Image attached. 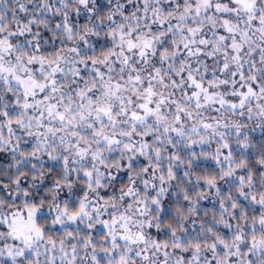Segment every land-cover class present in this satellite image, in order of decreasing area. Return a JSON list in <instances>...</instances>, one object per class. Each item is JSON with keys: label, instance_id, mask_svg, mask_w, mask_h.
I'll return each instance as SVG.
<instances>
[{"label": "snow or ice", "instance_id": "snow-or-ice-1", "mask_svg": "<svg viewBox=\"0 0 264 264\" xmlns=\"http://www.w3.org/2000/svg\"><path fill=\"white\" fill-rule=\"evenodd\" d=\"M0 264H264V0H0Z\"/></svg>", "mask_w": 264, "mask_h": 264}]
</instances>
